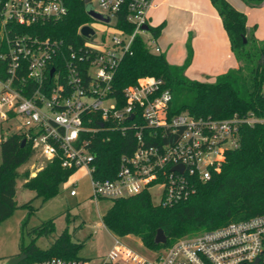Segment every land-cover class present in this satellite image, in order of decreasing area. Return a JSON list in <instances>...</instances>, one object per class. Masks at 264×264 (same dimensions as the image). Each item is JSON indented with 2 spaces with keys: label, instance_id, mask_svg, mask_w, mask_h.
<instances>
[{
  "label": "built area",
  "instance_id": "2783aa9c",
  "mask_svg": "<svg viewBox=\"0 0 264 264\" xmlns=\"http://www.w3.org/2000/svg\"><path fill=\"white\" fill-rule=\"evenodd\" d=\"M92 1L87 8L110 21L94 18L99 24H83L81 35L84 26L94 34L65 48L62 40L20 29L66 15L65 0H0V120L17 121L14 131L47 161L58 157L66 168H85L97 198L151 195L160 187L158 203L175 204L195 191V180L206 181L213 168L219 170L227 149L239 146L241 124L264 123V116L171 114L172 92L154 76L126 86L120 103L113 81L136 38L142 36L152 52H162L157 38L145 36L149 30L143 28L150 25L153 0H96L98 8ZM119 15L133 30L121 26ZM129 128L137 146L121 156L113 176H99L98 138ZM70 193L76 195L74 189ZM151 255H140L116 237L98 264H264V213L182 236ZM32 264L93 263L51 257Z\"/></svg>",
  "mask_w": 264,
  "mask_h": 264
},
{
  "label": "trees",
  "instance_id": "16d2710c",
  "mask_svg": "<svg viewBox=\"0 0 264 264\" xmlns=\"http://www.w3.org/2000/svg\"><path fill=\"white\" fill-rule=\"evenodd\" d=\"M243 1L251 7L264 4V0ZM211 2L228 33L238 66L217 75L213 82L191 79L185 74L193 57L190 42L184 62L177 65L169 63L164 52H152L143 37L138 36L132 48L133 53L123 58L114 77L112 93L120 103H123V89L126 86L137 83L144 76H154L162 78L165 87L172 92L171 114L188 111L196 117L215 119L234 115L264 116V39L259 42L249 32L247 15L228 0ZM65 3L68 7L66 15L20 29L41 38L62 40L65 48L69 44L81 45L85 38L79 29L92 21L87 2L65 0ZM123 20L124 16L119 15L121 26H125L128 31L133 30V26L124 24ZM164 25H149L154 38H158ZM102 135H109L110 138H98L96 173L101 177H111L117 171L121 156L129 155L135 149L137 138L132 128L125 133L115 131ZM23 139L24 135L14 131L8 135L2 134L0 141V222L19 207L16 200V169L33 151L30 142L22 146ZM76 170L64 167L61 159L56 157L47 161L34 175L26 171L25 186L34 190L36 198L41 197L45 202L60 192V186ZM193 186L194 192L172 205L154 203L148 191L110 199L111 205L102 216L103 223L116 237L135 235L147 249L159 251L182 236L264 213V123L241 124L239 146L226 150L219 170L213 168L210 179L195 180ZM32 202L30 200L21 205L28 210L29 215L36 210ZM26 225L27 220L22 225L19 253H25L26 258L19 264H32L51 257L80 258L78 251L85 242L74 241L76 228L73 234L68 229L64 230L46 249H42L37 245V239L55 231V218L28 231V244L23 241ZM159 229L165 232L167 243H156Z\"/></svg>",
  "mask_w": 264,
  "mask_h": 264
},
{
  "label": "rangeland",
  "instance_id": "374dc122",
  "mask_svg": "<svg viewBox=\"0 0 264 264\" xmlns=\"http://www.w3.org/2000/svg\"><path fill=\"white\" fill-rule=\"evenodd\" d=\"M238 4L244 7L247 12L241 10L237 5L233 6L247 15V28L252 31L259 42L264 39V4L251 7L237 0ZM92 4L98 8L97 1ZM91 23L99 24L94 18ZM150 31L145 36L149 37ZM153 48V46H151ZM18 125L17 121L3 122L0 120V141L2 134L8 135L14 132ZM2 161L0 145V163ZM47 160L33 150L29 158L17 167V192L16 200L19 207L15 212L0 222V264H6L12 256L21 252L22 225L27 220L23 241L30 242L28 231L39 226L42 222L55 218V231L49 236H41L37 239V245L46 249L64 230L68 229L74 235V241L85 242L78 251V256L90 259L93 264H98L113 248L116 236L104 225L102 216L111 205L108 198H97L94 196L92 176L85 168L77 169L70 179L60 186V192L43 202L41 197L36 198V192L25 186L26 171L34 175L39 167L46 164ZM76 195H71V190ZM160 187L151 190L154 203L159 201ZM33 200L35 211L29 215L22 204ZM69 216V217H67ZM203 231V230H201ZM199 231V232H201ZM121 241L134 251L145 257H152V251L147 249L140 238L135 235H127L120 238ZM173 242V241H171ZM170 242V243H171Z\"/></svg>",
  "mask_w": 264,
  "mask_h": 264
},
{
  "label": "crops",
  "instance_id": "0c3cea01",
  "mask_svg": "<svg viewBox=\"0 0 264 264\" xmlns=\"http://www.w3.org/2000/svg\"><path fill=\"white\" fill-rule=\"evenodd\" d=\"M228 1L247 12L237 0ZM148 18L151 26L165 24L156 40L169 63L182 64L190 42L193 57L185 71L189 78L213 82L217 75L238 66L211 0H153Z\"/></svg>",
  "mask_w": 264,
  "mask_h": 264
},
{
  "label": "water",
  "instance_id": "95a60500",
  "mask_svg": "<svg viewBox=\"0 0 264 264\" xmlns=\"http://www.w3.org/2000/svg\"><path fill=\"white\" fill-rule=\"evenodd\" d=\"M86 2L89 4L90 0H86ZM87 11H88V14L91 17H93V18H96V19L102 20V21H106V22L110 21V18L104 17L102 14L94 11L93 9L87 8ZM143 28L146 29V30H149L150 27L148 25H145ZM81 33L84 36H88L90 34H94V29H92L89 26H84L81 29ZM244 41H246V38H245ZM26 143H27L26 139H23L22 146H25ZM177 168H179V167H177ZM182 168L183 167H180L179 169H182ZM155 241H156V243H167V236H166L165 232L163 231V229H159L158 230L156 238H155ZM25 258H26V254L25 253H22V254H19V255H15V256L10 257L8 259V261L6 262V264H19Z\"/></svg>",
  "mask_w": 264,
  "mask_h": 264
}]
</instances>
